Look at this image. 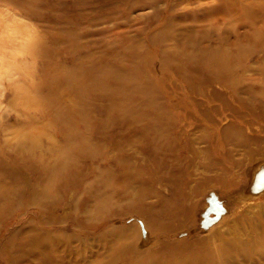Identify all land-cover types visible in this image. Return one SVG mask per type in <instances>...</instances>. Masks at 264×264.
Listing matches in <instances>:
<instances>
[{"label": "rangeland", "instance_id": "obj_1", "mask_svg": "<svg viewBox=\"0 0 264 264\" xmlns=\"http://www.w3.org/2000/svg\"><path fill=\"white\" fill-rule=\"evenodd\" d=\"M263 156L264 0H0V264H211Z\"/></svg>", "mask_w": 264, "mask_h": 264}, {"label": "bare ground", "instance_id": "obj_2", "mask_svg": "<svg viewBox=\"0 0 264 264\" xmlns=\"http://www.w3.org/2000/svg\"><path fill=\"white\" fill-rule=\"evenodd\" d=\"M224 64H228V62ZM206 66L207 68H211L210 63L208 62ZM228 66H226V68ZM249 165L250 171L248 173V176L250 181H252L251 185L253 187H256L255 191H260L259 193H263L264 156L262 159H253L252 161H250ZM208 179L209 180L207 183H212L213 181H222V179L217 178V175H212ZM212 187L213 185L210 186L211 190ZM186 194L187 196H191L192 188ZM209 194L210 192L208 193L205 200L206 207H208L209 210H213L217 207L220 209V202L217 200L215 194ZM236 205L237 203L233 204L232 208H234ZM231 213H233V211H231ZM251 213V211L245 209L244 211L240 212L239 215H235L233 218L229 216L231 218L230 221L227 220L228 218H225V220H227L225 221V226L227 227L226 231H222L220 229L215 230L213 233H211L209 237H206V239L201 240L202 242L207 241L208 239L219 241L216 247L212 246V248L210 249L206 248L201 251L203 253L200 254L201 260L204 258H211V264H264V248H255L257 243H262V245H264V201L261 205H259L258 210L254 214L252 213V215H250ZM223 214L226 215L227 212H223ZM254 216L259 219V224L254 223ZM223 218L224 216H220L219 220L221 221ZM241 219L247 221V223L252 222V224L250 225L251 233L247 234L244 237L242 236L244 234L241 233V230H237V224L238 222H240ZM202 220L205 228H209L208 226H210L212 224L211 222L215 221L216 218H214V220H208L207 215H205ZM228 222L232 224L229 225ZM229 234H232V236ZM209 242L210 241L208 240L207 244H210ZM243 252H245V255L243 254ZM191 256L192 254L188 253V257ZM178 264H202V261H196L195 259H191L190 261H188L186 258L183 262H179Z\"/></svg>", "mask_w": 264, "mask_h": 264}]
</instances>
